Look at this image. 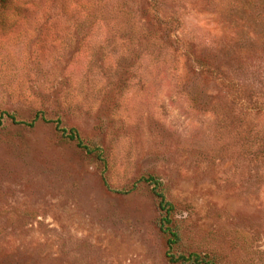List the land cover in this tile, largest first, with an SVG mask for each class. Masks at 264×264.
Instances as JSON below:
<instances>
[{
  "label": "rangeland",
  "instance_id": "obj_1",
  "mask_svg": "<svg viewBox=\"0 0 264 264\" xmlns=\"http://www.w3.org/2000/svg\"><path fill=\"white\" fill-rule=\"evenodd\" d=\"M111 1L140 32L0 7V264H172L150 177L178 254L264 264V0Z\"/></svg>",
  "mask_w": 264,
  "mask_h": 264
},
{
  "label": "trees",
  "instance_id": "obj_2",
  "mask_svg": "<svg viewBox=\"0 0 264 264\" xmlns=\"http://www.w3.org/2000/svg\"><path fill=\"white\" fill-rule=\"evenodd\" d=\"M81 2L75 6L76 12L82 11L86 15H91L90 18L96 19L100 18L101 21H110L114 23L113 28L115 30L123 31L127 27H132L140 32L139 23L134 20L133 8L130 5H125L124 3L111 1V0H80ZM7 4H12L10 11L14 13L21 14L25 11L32 12H42V8L39 3L33 2V0H0V7L6 6ZM67 11L70 5L64 6ZM155 12V10L153 9ZM156 24L158 23L161 29L168 32V43L171 42L172 30L176 29L175 24L178 23L175 18L164 19L158 14L155 15ZM170 39V40H169ZM171 46V45H170ZM193 59H197L194 58ZM201 67L206 69L205 63L201 64L200 60L196 61ZM10 118L15 121L14 116ZM47 121V120H46ZM2 120H0V125ZM23 125H28L27 123H22ZM58 132L72 141L75 142L77 147L85 150L89 154H96L99 160L104 162L103 152L99 147H91L84 143L82 137L76 129H67L62 126L60 120L56 122ZM28 126H34V124H29ZM141 181H145L154 186V194L159 202L160 219L158 222V227L163 235L167 238L168 253L167 258L172 264H218L213 260H208V257H202L197 253L178 254V250L181 249L182 236L180 230L177 226L175 206L168 199L165 191L163 190V182L156 177L143 178Z\"/></svg>",
  "mask_w": 264,
  "mask_h": 264
}]
</instances>
